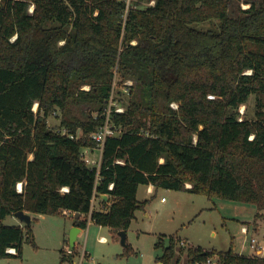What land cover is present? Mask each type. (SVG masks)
I'll return each mask as SVG.
<instances>
[{
  "label": "trees",
  "instance_id": "obj_1",
  "mask_svg": "<svg viewBox=\"0 0 264 264\" xmlns=\"http://www.w3.org/2000/svg\"><path fill=\"white\" fill-rule=\"evenodd\" d=\"M232 1L155 0L124 20V0H0V258L21 257L24 236L36 247L33 218L7 217L79 213L82 229L93 195L102 209L91 222L119 238L150 201L137 199L140 185L251 202L263 216L264 0L236 16ZM208 20L218 28L193 25ZM115 82L124 110L111 123L123 132L106 139L97 173L81 153L95 147L89 133L103 124ZM252 95L255 119H239ZM56 113L58 130L47 123ZM179 241L170 235L157 262L178 264ZM213 256L264 264L192 246L185 264Z\"/></svg>",
  "mask_w": 264,
  "mask_h": 264
},
{
  "label": "rangeland",
  "instance_id": "obj_2",
  "mask_svg": "<svg viewBox=\"0 0 264 264\" xmlns=\"http://www.w3.org/2000/svg\"><path fill=\"white\" fill-rule=\"evenodd\" d=\"M249 2L258 3L260 0H233L229 14L236 16ZM193 25L200 29L214 30L218 28V21L208 20ZM118 89L115 82L113 96L117 104L122 105L119 103ZM124 94L123 97H126ZM255 109L256 101L252 95L245 104L239 106V119H255ZM47 123L50 128L58 130L57 113L49 116ZM186 186L190 187L191 184L187 183ZM137 196L141 200L146 196L142 187ZM147 197L150 199L146 206L147 215L138 210L137 219L126 230V245L130 247L129 250L108 227L94 222H87L86 227L81 229L75 241V249L72 250L69 232L73 226L74 214L32 213L31 228L36 247L24 236L22 256L0 258V264H158L157 257L162 255L170 235L180 236L190 246L203 250L218 253L231 248L234 252L254 254L258 249L254 250L249 246V239L253 237L260 248L257 254L264 257V212L262 217L255 218L257 207L254 203L221 197L209 199L200 194L163 188H158ZM95 205L101 206L98 198ZM15 222L21 221L14 216H9L4 221L5 224ZM21 225L24 223L21 222ZM242 226L247 228V232L242 230ZM159 237L164 238L163 246H155ZM85 252L81 260V255ZM181 254L186 257V252ZM212 260L216 261V256Z\"/></svg>",
  "mask_w": 264,
  "mask_h": 264
},
{
  "label": "built area",
  "instance_id": "obj_3",
  "mask_svg": "<svg viewBox=\"0 0 264 264\" xmlns=\"http://www.w3.org/2000/svg\"><path fill=\"white\" fill-rule=\"evenodd\" d=\"M125 1V10L123 14V18L125 20L128 11L131 8H145L147 6L154 5L155 0H124ZM126 85L132 84L131 80H127L125 82ZM114 90L112 89V92L107 99V105L104 109V112L101 114L104 118L103 124L94 132L89 133V137L95 142V147L94 149H91L89 147H85L82 149L81 157L83 161L90 166H93L96 168L97 173L100 168V163H101V156H102V151L104 147V143L108 137L112 136H118L122 134L123 128L121 126H115L111 123V113L112 111L116 112H123L124 107L122 105L117 104L115 101V98L113 96ZM174 107H176L175 104H172ZM61 133H65V130H61ZM71 138L74 137V135H69ZM112 185H109V188H111ZM63 191H67L66 187L62 188ZM96 196L93 195L90 202V212L91 210L94 209V204H95ZM161 200H164V198H161ZM102 209V206H100ZM90 212L88 215V221L90 220ZM242 230L247 232V228L245 226H242ZM180 245L184 244V241L179 242ZM249 246L253 248L254 250H257V253L260 252V248L258 246L257 240L253 237L249 239ZM10 253H15L14 248H10L7 250ZM86 253H82L81 255V260L85 256ZM195 264H214L212 258L206 259L205 262H196Z\"/></svg>",
  "mask_w": 264,
  "mask_h": 264
},
{
  "label": "crops",
  "instance_id": "obj_4",
  "mask_svg": "<svg viewBox=\"0 0 264 264\" xmlns=\"http://www.w3.org/2000/svg\"><path fill=\"white\" fill-rule=\"evenodd\" d=\"M141 187H142V191L146 194V196L144 197V199H148V197H147V195L149 196V195H152V193L154 192V191H156L157 189L153 186V185H151V184H148V185H140L139 186V188H138V191L141 189ZM102 197H103V199L104 200H107V196L106 195H102ZM97 199V198H96ZM137 199L139 200V201H142V200H144V199H139L138 198V196H137ZM162 201H164V200H162ZM95 204H96V200H95ZM94 204V209H101V207L100 206H96ZM110 204V202H107V205H109ZM149 204V202L144 206V208H142V209H137L136 211H135V218L134 219H137V211L138 210H142V212H144V214L145 215H147L146 214V206ZM31 214L32 213H30L29 215H30V217H31V219L33 218L32 216H31ZM11 216H14V215H11ZM14 217H16V216H14ZM133 219V220H134ZM132 220V221H133ZM89 222H91V220H89L88 221V223ZM132 223V222H131ZM14 224H19V225H21V222H15ZM74 226V225H73ZM80 231H81V229H80ZM79 231V232H80ZM78 232V233H79ZM214 234V233H213ZM78 235V234H77ZM174 236H176L177 238H179L180 239V241L182 240V241H184V244H182V245H180V243H179V245L180 246H183L184 248L183 249H178V251H177V258L179 259V263L178 264H185L183 261H184V259L186 258H184L183 256H182V254H181V252L183 253V252H186V247H188V246H190V244L188 243V241L186 240V239H184V238H182V237H180V236H177V235H174ZM179 241V242H180ZM86 253V252H85ZM237 253H240V254H245V255H253V253H243V252H237ZM181 254V255H180ZM254 254H256V255H259L260 256V254H257V252L256 253H254ZM186 260V259H185ZM213 262H214V264H217V262L215 261V260H213ZM158 264H160L159 262H158Z\"/></svg>",
  "mask_w": 264,
  "mask_h": 264
},
{
  "label": "water",
  "instance_id": "obj_5",
  "mask_svg": "<svg viewBox=\"0 0 264 264\" xmlns=\"http://www.w3.org/2000/svg\"><path fill=\"white\" fill-rule=\"evenodd\" d=\"M14 216H16L21 222L29 224L31 223V217L28 213L24 212L23 210L17 211L14 213ZM79 216V213H76L74 215L75 218H77ZM80 231V228L76 225L72 226L70 232H69V243L71 248L74 247L76 238H77V234ZM119 236H120V242L121 244H123L124 246H126V231H119L118 232Z\"/></svg>",
  "mask_w": 264,
  "mask_h": 264
}]
</instances>
